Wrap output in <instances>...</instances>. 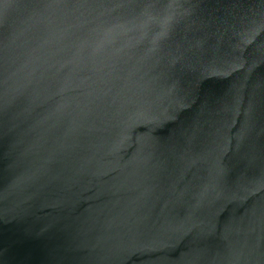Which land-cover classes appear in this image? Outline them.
I'll use <instances>...</instances> for the list:
<instances>
[{"label":"water","instance_id":"obj_1","mask_svg":"<svg viewBox=\"0 0 264 264\" xmlns=\"http://www.w3.org/2000/svg\"><path fill=\"white\" fill-rule=\"evenodd\" d=\"M0 264H264V0H0Z\"/></svg>","mask_w":264,"mask_h":264}]
</instances>
